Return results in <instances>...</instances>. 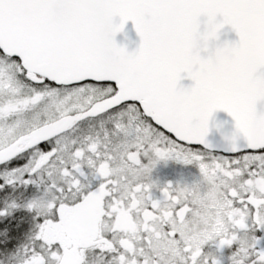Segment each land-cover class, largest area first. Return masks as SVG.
<instances>
[{
  "label": "snow or ice",
  "instance_id": "1",
  "mask_svg": "<svg viewBox=\"0 0 264 264\" xmlns=\"http://www.w3.org/2000/svg\"><path fill=\"white\" fill-rule=\"evenodd\" d=\"M258 102L264 0H0V221L26 214L0 227V264H264ZM169 160L211 189L191 240V185L152 178Z\"/></svg>",
  "mask_w": 264,
  "mask_h": 264
},
{
  "label": "flooded vegetation",
  "instance_id": "2",
  "mask_svg": "<svg viewBox=\"0 0 264 264\" xmlns=\"http://www.w3.org/2000/svg\"><path fill=\"white\" fill-rule=\"evenodd\" d=\"M196 175H198V168L195 164L185 165L180 162L172 161V160H169L167 163L161 162L157 164V166L152 171V178L154 180H158V182L161 185H163L166 182L176 183L177 181L181 183L188 182L191 185V195L189 198L195 201V203L193 205L194 213L190 217L191 235L188 237V239L190 240L194 239L199 233H202L207 230L211 217V213L208 212L207 210L213 206L211 200L209 199V193L211 192V189H209L206 185L195 183L194 181L196 180ZM157 195H159V192H157ZM100 211L102 212L103 209H100ZM25 215L26 214L23 211H18L14 213V217L16 219ZM229 218H231L230 213H229ZM16 219L9 217L7 220L0 221V227H2L5 223H8L9 221L11 222V224L14 225L16 223ZM181 219H183V216H181ZM96 220L99 221L98 215L96 217ZM117 220L119 222L118 226L121 227L131 226V218L127 215L126 212H122V214L117 217ZM26 227L27 224L22 222L21 230L25 229ZM93 227L95 228V232L90 234L98 235L99 229L96 228L95 225H93ZM83 231L89 232V229L85 227ZM234 235L235 233H233V236ZM2 238L3 237L0 236V239ZM261 244L264 245V240L261 241ZM229 252L230 249H228L227 247L223 250V254L225 257L223 264H227L226 257L228 256Z\"/></svg>",
  "mask_w": 264,
  "mask_h": 264
},
{
  "label": "water",
  "instance_id": "3",
  "mask_svg": "<svg viewBox=\"0 0 264 264\" xmlns=\"http://www.w3.org/2000/svg\"><path fill=\"white\" fill-rule=\"evenodd\" d=\"M118 17L116 18L117 22H118ZM202 20L204 18H201ZM204 25L203 23L201 24V29H203ZM117 43L119 44H123L127 47V49L129 51L135 49L138 44H139V40L140 37L138 35V33L135 30V27L132 23V21H127L125 23L124 29L121 32H118L116 34L115 37ZM238 39L236 33L234 30L231 29L230 25H224V27L220 30L219 33V41H217L218 43L220 42H224V41H233ZM182 84L184 85H188L190 83H192V81L185 77L182 81ZM257 110H264V102H258L257 104ZM213 121L214 122H223V129L225 131L230 130L233 127V119L232 117L225 111L223 110H217L214 114H213ZM254 133L249 130V135H253ZM209 139L213 142V143H222V138H221V134L220 131H218L215 127L212 128V131L209 135Z\"/></svg>",
  "mask_w": 264,
  "mask_h": 264
}]
</instances>
